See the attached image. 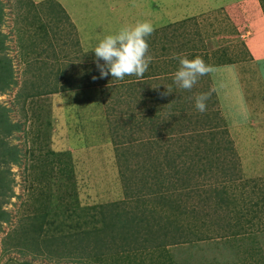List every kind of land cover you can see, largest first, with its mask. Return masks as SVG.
Listing matches in <instances>:
<instances>
[{"label":"rangeland","instance_id":"1","mask_svg":"<svg viewBox=\"0 0 264 264\" xmlns=\"http://www.w3.org/2000/svg\"><path fill=\"white\" fill-rule=\"evenodd\" d=\"M1 1L0 264H264V0ZM138 21L148 70L100 78L92 50ZM174 56L211 71L181 89ZM105 206L114 237L78 241ZM33 225L50 254L23 249Z\"/></svg>","mask_w":264,"mask_h":264},{"label":"clouds","instance_id":"2","mask_svg":"<svg viewBox=\"0 0 264 264\" xmlns=\"http://www.w3.org/2000/svg\"><path fill=\"white\" fill-rule=\"evenodd\" d=\"M154 30L151 22L138 21L100 39L92 50L100 78L110 75L112 79L123 80L126 76H143L153 59L148 54L147 38ZM173 59L179 63L174 73V82L181 89L191 90L199 77L211 71L210 66L200 56L191 59L188 56H174ZM168 91L171 92L170 89ZM210 95L211 93H201L196 97L195 106L201 113L206 111V102Z\"/></svg>","mask_w":264,"mask_h":264},{"label":"trees","instance_id":"3","mask_svg":"<svg viewBox=\"0 0 264 264\" xmlns=\"http://www.w3.org/2000/svg\"><path fill=\"white\" fill-rule=\"evenodd\" d=\"M3 6L4 5H3L2 1L0 0V90L5 92L8 87H10L13 83H15V77H14L13 62L9 58V56L6 54V50H7L6 41L8 39V36L5 35L2 32V30H1V25H2V22H3L4 17H5V11H4V7ZM2 84H4V85H2ZM208 107H209V104L207 105V108ZM207 108H206V111H207ZM0 124L8 126V129H6V130L9 133L12 132L13 128H19L20 129V126H18V125H12L11 126L9 117L6 116V115H5L4 118H0ZM8 152H9V148H8L7 144L4 141H3V143L0 142V154L3 153L2 157H6V155H8ZM14 160L18 161V157L16 155L14 156ZM4 163L8 164L9 161L4 159ZM0 164H1V162H0ZM3 184L4 185H8L11 188L10 182L8 184L5 183V173L2 170V168L0 167V189L4 187ZM111 210L112 209L110 207H107V206H105V210L104 211L101 210L102 218L104 219V222H105L104 223L105 224L104 228H99L97 230L92 229L93 231H89V232H85V233L82 231L81 232L82 235H79V239H81V240H78V241L82 242L83 239H85V238L87 239V238H89L91 236V234H93V236L94 235L97 236L96 237L97 240H95L97 246L101 244L100 248H103L104 246H103L102 243H100L101 241L99 239L101 234L105 233V235L108 236V237H114V236H112V234H110L111 232L108 231V228L116 227V225H114L111 221H108L106 219L107 214L111 213ZM2 218L3 219H9V216L7 217L5 212H3L2 213ZM169 229H171V228L166 229L167 233H168ZM28 230L30 232L32 230L34 233L31 232L30 234H28ZM31 230L30 229H26L25 232H24L25 236L22 237V240H21V245L24 246L23 249L24 250L32 249L33 251H40V253L44 252V253H49L50 254V251H52L50 246L53 243H55L56 240H54V239L50 240V236L48 235V233L46 235V231H45L43 225L42 226L33 225V226H31ZM167 233H166V235H167ZM127 234L129 235L127 237L128 243H129V240L131 241L128 244V246L129 245L131 246L132 242L136 241L137 235L139 233L138 232H132V233L130 232V233H127ZM86 235H88V236L86 237ZM34 237H35V239H33ZM145 241L148 242V238H146ZM63 244L67 245L68 243H67V241H65ZM132 247H134V246H132ZM151 247H153L152 244H151Z\"/></svg>","mask_w":264,"mask_h":264},{"label":"crops","instance_id":"4","mask_svg":"<svg viewBox=\"0 0 264 264\" xmlns=\"http://www.w3.org/2000/svg\"><path fill=\"white\" fill-rule=\"evenodd\" d=\"M263 26H264V24H263Z\"/></svg>","mask_w":264,"mask_h":264}]
</instances>
